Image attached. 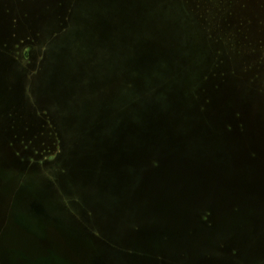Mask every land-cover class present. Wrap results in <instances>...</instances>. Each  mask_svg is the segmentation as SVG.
I'll use <instances>...</instances> for the list:
<instances>
[{
	"label": "water",
	"instance_id": "obj_1",
	"mask_svg": "<svg viewBox=\"0 0 264 264\" xmlns=\"http://www.w3.org/2000/svg\"><path fill=\"white\" fill-rule=\"evenodd\" d=\"M44 1L32 0L24 6V10L30 11V24H38L34 13L48 17ZM66 1L71 5L75 2ZM79 1L74 10V22L85 24L81 34L83 41L105 43L104 38L112 35L116 28L120 44L112 43V47L125 58L122 62L119 58L116 60L111 48L108 51L105 91L98 95L103 113L90 127L93 140L80 150L77 163L86 181L97 184L100 197L110 208L121 206L127 219L139 221V229L130 240L135 248L132 249L137 251L130 256L131 263L158 264L154 255L206 252L218 249L219 242H230L241 248L248 241L253 249L247 262L254 258L261 261L264 255V171L257 170L260 165L251 162L254 145L252 149L250 145L243 147L241 134L236 135L239 143L225 134L223 115L213 116L210 109L200 110L205 100L204 87L214 95L218 105L222 99L221 91L215 92L214 84L204 81L213 68L212 53H204L205 41L199 37L192 39L177 28L175 14L171 17L155 15L152 21H148L143 12L138 16L139 9L155 11V2L159 0ZM106 7H111L120 17L118 25L110 24ZM2 8L0 4V15ZM57 13L50 11L51 15ZM5 22L2 20V24ZM145 30L169 48L147 43L142 38ZM196 56L201 60L177 78L175 74H181L178 67L188 65ZM119 74H125L133 87L112 88ZM20 103L15 107L20 115L17 127L22 130L27 121L33 131L37 130L38 123L26 118L27 114L22 113L25 103ZM263 104L251 110V113L256 112L253 120L256 127L264 124ZM4 127L0 132V160L3 164L10 160L14 165H22L4 152V146L12 139L11 130L2 132ZM178 128L185 132L182 134ZM152 158L158 160V167L151 166ZM24 190L28 195L27 208L17 218L21 235L16 237V244L20 241L25 247L26 240L27 247L23 253L18 251L12 255L13 264H51L45 262L44 252L39 251L49 244L46 226L54 218L43 205L33 201V195L38 193L34 186L28 185ZM203 210L212 212V228L201 224ZM67 236L76 240L71 233ZM200 259L201 263H211L203 257Z\"/></svg>",
	"mask_w": 264,
	"mask_h": 264
},
{
	"label": "rangeland",
	"instance_id": "obj_2",
	"mask_svg": "<svg viewBox=\"0 0 264 264\" xmlns=\"http://www.w3.org/2000/svg\"><path fill=\"white\" fill-rule=\"evenodd\" d=\"M5 1L6 6L2 4L4 8L0 15V114L15 110L20 101L25 103L22 113L27 114L26 118H33L39 124L37 130H31L33 133L25 132L29 139L37 138L34 146L16 148L10 141L4 146L8 157L19 160L22 165H14L10 160L3 164L0 160V264H13L12 255L18 251L23 253L27 247L26 240L25 247L20 241L16 244V237L21 235L17 218L27 208L28 195L24 188L28 185L38 191L36 196L33 195V201L43 205L54 218L46 226L49 244L39 251L44 252L45 262L133 264L130 256L137 251L133 250L130 240L134 231L139 229V221L127 219L121 206L110 208L100 197L97 184L86 181L82 167L77 163L80 150L86 142L93 140L90 127L101 119L103 113L98 95L105 91L108 46L103 41L84 42L81 38L84 23L71 22L55 36L51 30L50 10H46L48 17L44 13H34L38 24L26 27L24 31L30 40L17 55L15 41L18 35L23 36L24 31L14 23L18 16L13 9L15 0ZM63 15L64 19L70 17L67 13ZM1 18L5 23L2 24ZM96 32L99 33L97 25ZM25 52L30 57L23 59ZM39 109L48 114H40V118L36 111ZM46 118L51 119L56 129L62 142L61 149L52 147L57 139L53 128L41 131ZM1 122L0 132L3 128ZM23 131L26 128L19 130ZM2 132L6 133L5 130ZM49 147L53 150L51 153L37 154ZM43 158L46 159L43 164L34 160ZM67 233L76 240H71ZM247 243L250 246V241ZM232 251L236 249L162 253L153 258L158 264H207L201 263L200 257L216 264H242L243 260L237 262L236 253ZM250 252L245 256L246 263ZM258 261L254 258L248 264H264V258Z\"/></svg>",
	"mask_w": 264,
	"mask_h": 264
},
{
	"label": "trees",
	"instance_id": "obj_3",
	"mask_svg": "<svg viewBox=\"0 0 264 264\" xmlns=\"http://www.w3.org/2000/svg\"><path fill=\"white\" fill-rule=\"evenodd\" d=\"M32 0H15L13 2L15 11L18 13L15 19V24L18 28L27 30V26H30V11L24 10V6H28ZM73 5L67 4L66 0H45L44 8L45 10H56L58 13L51 15L52 18V33L57 35L61 30H65L70 23L74 22V14L77 9V1ZM80 2V1H79ZM1 4H5V0H0ZM32 3V2H31ZM156 10L144 12L141 9L138 11V16L142 12L144 17L149 21L155 19V15L161 17L172 16L175 14L178 17V22L176 21V27L187 33L192 39L202 38L205 41L206 47L205 52L212 53L213 68L210 73L206 74L204 81L206 84L213 83L214 91L220 92L222 94L221 103L218 105L215 101L213 94L207 92L204 87L202 93L205 100L201 103V112H206L208 109L211 111V115H223L226 119L224 132L228 137L236 140L237 134H241L243 139H241L243 147L250 145L251 150V162H256L260 166L257 168L259 171H264V124L262 127L254 124L255 111L253 106L256 108L261 102H264V0H159L155 2ZM109 13L110 24L112 23L118 25L120 17L116 14L115 10L111 7H106ZM21 12V13H20ZM140 12V13H139ZM69 14L70 17L64 19L63 14ZM62 14V15H61ZM68 15V16H69ZM13 17V16H12ZM26 23H25V22ZM23 23V25H22ZM180 23V24H179ZM26 24V25H25ZM24 28V29H23ZM97 35H99L97 33ZM104 38V37H103ZM144 40L147 43L156 44L169 48V45L164 42H157V40L151 35L149 30L143 32ZM105 43L108 46V51L110 48L112 54L119 58L122 62L124 56L117 52V49L112 47V43H119L118 33L116 28L112 35L105 37ZM30 37L26 31H24L23 36L18 35L15 41V48L17 55L20 54V50L24 45L26 46L29 42ZM31 47V46H30ZM23 59L29 58V54L25 52L23 54ZM201 57H195L192 61H189L188 65L184 67H178V71L181 74H175L177 78L184 75V73L191 67L195 65V62L200 61ZM125 74H119L116 79L112 82V88H118V85H125L128 87H133L132 82ZM239 87V88H238ZM264 107V104H263ZM37 115L48 114L45 110H36ZM40 112V113H39ZM43 112V113H42ZM18 112L11 110L4 114H0L1 124L7 125L3 130L8 132L11 130V135L13 139H10L11 145L16 148L19 146L32 147L38 141L37 138L29 139L25 136V132L28 134L31 132V125L26 121V131L19 132L17 128ZM48 117V116H47ZM249 117L251 119H249ZM41 118V117H40ZM228 118V119H227ZM39 124V123H38ZM41 131L49 129H54L55 127L51 123L50 118H46L44 123L41 124ZM211 126L212 125H207ZM217 127V126H216ZM18 130V131H17ZM33 131V130H32ZM182 134L185 132L182 128H178ZM57 136V133L55 134ZM22 136L20 140L19 137ZM42 136V134H41ZM186 140V138H185ZM182 142V139L180 140ZM62 142L59 137L54 141L52 147L61 149ZM53 150L45 148L39 150L42 154L51 153ZM18 152V157H19ZM41 155V154H40ZM37 156V155H36ZM17 157V158H18ZM42 158V157H41ZM36 162L43 164L46 159H34ZM152 167H158L159 162L157 159L152 158L150 160ZM213 214L209 210H203L200 214V222L206 228L213 227ZM221 250L227 251L229 249H236L232 251L236 253V261L241 260L242 264L245 262V255L253 249L250 242L241 248H235L230 242H222L218 246ZM251 253V252H250ZM264 258V255H263ZM241 259V260H240ZM236 262V263H237Z\"/></svg>",
	"mask_w": 264,
	"mask_h": 264
}]
</instances>
